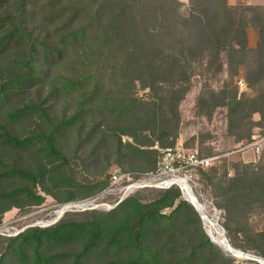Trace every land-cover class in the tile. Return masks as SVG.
<instances>
[{
    "label": "trees",
    "instance_id": "1",
    "mask_svg": "<svg viewBox=\"0 0 264 264\" xmlns=\"http://www.w3.org/2000/svg\"><path fill=\"white\" fill-rule=\"evenodd\" d=\"M183 9L179 0H0V216L12 207L43 204L37 188L57 199L62 194L61 202L75 200L73 190L88 197L110 188L106 180L78 183L69 177L67 138L76 152L92 143L96 152L112 142L158 166L160 155L149 156L154 151L148 148L157 142L150 137L156 127L178 125V105L189 90L194 64L218 61L222 54L230 64H245L254 53L264 78L263 8L190 0ZM249 21L260 30L254 50L248 48ZM138 82L161 89L162 96L134 97ZM63 99L67 105L75 101L72 113L59 111ZM247 103L252 104L249 116H263V93L233 97L226 105L236 114ZM18 125L35 129L19 136L13 129ZM123 136L135 144H123ZM15 151L27 155L33 168L7 163ZM217 162L200 172L228 219L256 204L264 209V165H233V175L224 166L219 177ZM169 208L173 211L166 215ZM184 209L198 219L178 187L149 202L131 194L100 217L27 229L7 251L23 264H86L102 256L107 264H165L153 251V240L158 228L171 226ZM62 247L77 249L52 251ZM214 247L204 235L178 264H213L204 253Z\"/></svg>",
    "mask_w": 264,
    "mask_h": 264
},
{
    "label": "rangeland",
    "instance_id": "2",
    "mask_svg": "<svg viewBox=\"0 0 264 264\" xmlns=\"http://www.w3.org/2000/svg\"><path fill=\"white\" fill-rule=\"evenodd\" d=\"M179 1L184 4V12L189 9L190 0ZM232 1L233 4H230V1L227 0L228 5L242 7L254 5L264 9V0H250L252 4L248 3L249 0ZM247 40L248 48L251 50L257 48L260 40L259 28L253 26L250 21ZM256 60V55L251 53L246 58L245 64H230L227 56L222 54L218 61L204 60L194 64V71L188 83L189 90L178 105L180 115L178 125L172 128L156 127L150 137L157 141L154 146L148 148L154 151L149 155L152 160L155 157L158 158L161 151L166 148L180 147L198 151L205 156L220 155L221 160L216 164L219 168V177L224 173V166H227L229 173L233 175V165L241 166L243 163L264 165V110L263 116L260 113H252L249 116L251 103H247L245 111L236 114L232 113V105H226L233 97L253 99L261 93L264 94V78H261ZM162 93L161 89L154 91V89L146 88L142 82H138L132 91L134 97L145 100L161 97ZM67 103L68 105L64 99L60 101L58 105L60 112L66 108L69 113L73 112L75 101L69 100ZM260 107L264 109V104H261ZM243 117L246 118L243 120ZM99 120H102L105 125L107 124L106 118H99ZM13 129L17 135L22 136L27 132H33L35 127L18 125ZM252 135L254 137L251 139ZM67 139L69 140L67 141V153L71 162L67 173L74 181L87 183L100 179L106 180L110 184L116 173L121 176L129 175L132 178L131 183L142 180L147 185L132 192L133 196L139 197L144 202L153 201L160 196L162 190H165L155 186L160 182L155 179L156 172L160 167L159 162L156 167L149 165L147 158L135 151L131 152L127 148L120 150L112 142L98 147L96 152H94L95 143L76 152L72 138ZM142 141L145 139L143 138ZM171 142L174 143L169 144ZM128 143L135 144L134 139L123 136V144L127 145ZM257 146L260 147V151H257ZM25 156H21L19 151L12 152L7 163L19 164L18 166L22 168L32 169L34 164L30 162L27 155ZM161 179L165 180L168 177L165 176ZM15 184L20 186L22 183L15 182ZM190 185L196 197L206 206L207 217L210 220L215 219L219 223L233 249L244 255H250L252 260L237 258L233 252L216 244L207 233L210 228L209 224L203 220L200 212L187 200L184 191L180 188L183 199L194 207L198 219L189 209H184L179 216L172 220L171 226L158 228V237L153 240V251L159 253L161 260L165 264H178L180 260L189 255L191 247L202 241L205 235L215 245L214 248L206 249L204 253V257H209L213 264H264V209L259 208L256 204L251 210L237 211L230 220L226 211L214 199L212 188L208 186L201 172H197L193 176ZM36 192L45 198L43 204L23 208L12 207L0 216V259L2 256L4 257L3 264L24 263L12 250L7 251V247L14 244L16 241L13 239L27 229L46 228L62 219L86 221L97 216L100 217L114 209L126 194L124 190L108 188L95 195L85 197V194L80 191L73 190L72 195L76 199L61 202L59 200L65 198L62 194L57 199L46 194L41 188H37ZM18 203L23 204L22 201ZM68 204H78L79 207L68 209L66 207ZM172 211L173 209L169 208L163 212L169 215ZM163 226L164 224H162ZM215 235L213 236L217 238ZM75 249L77 248L62 247L53 248L52 251L54 253L74 252ZM107 259L104 256L96 257L87 260L86 264H107ZM257 259L261 262H258ZM63 261L65 260H57L55 264H65Z\"/></svg>",
    "mask_w": 264,
    "mask_h": 264
},
{
    "label": "built area",
    "instance_id": "3",
    "mask_svg": "<svg viewBox=\"0 0 264 264\" xmlns=\"http://www.w3.org/2000/svg\"><path fill=\"white\" fill-rule=\"evenodd\" d=\"M257 151H260V147H256ZM220 155L216 156H204L200 154L198 151L184 149L180 147L175 148H166L161 151L160 155V167L156 172L155 179L160 181L156 183L155 186L161 189H169L171 187H178L182 191H184V187L188 186L192 189L190 185V180H192L193 176L200 171H207L211 168L219 159ZM167 176L168 179L162 180L161 178ZM171 177V178H170ZM132 178L129 175L121 176L119 173H116L113 176L111 187L109 189H119L120 191L124 190L126 192L123 199L119 201H123L128 196L132 194L133 191L138 190L140 188H144L147 186L144 181L138 180L134 181L135 183H131ZM128 185H125L127 184ZM118 186V187H117ZM188 200V199H187ZM68 209L73 207H79L78 204H68L66 206ZM238 252L240 257L237 258H245L247 260H252L250 255H244L243 253ZM236 252V253H237Z\"/></svg>",
    "mask_w": 264,
    "mask_h": 264
},
{
    "label": "bare ground",
    "instance_id": "4",
    "mask_svg": "<svg viewBox=\"0 0 264 264\" xmlns=\"http://www.w3.org/2000/svg\"><path fill=\"white\" fill-rule=\"evenodd\" d=\"M184 190H185V195H186L188 201L198 210V212H200L203 220H205L209 224L210 228H209V230H207V233H208L209 236H211L214 239L213 241L216 244H218L221 247H223L224 249H226L227 251L233 252V254H237L235 256L240 257L238 255V252L233 249V247L231 246L230 242L225 237V232H224L223 228L220 227L219 223L215 219H211L210 220L207 217V215H206V212H207L206 206L204 204H202V202L196 197V195L194 194L193 190H191V188L188 187V186L184 187ZM214 234L217 235V238L213 236ZM257 261L261 262L258 259H257Z\"/></svg>",
    "mask_w": 264,
    "mask_h": 264
},
{
    "label": "crops",
    "instance_id": "5",
    "mask_svg": "<svg viewBox=\"0 0 264 264\" xmlns=\"http://www.w3.org/2000/svg\"><path fill=\"white\" fill-rule=\"evenodd\" d=\"M230 1V4H233L232 2V0H229ZM249 4H252L251 2H250V0H249V2H248ZM256 5V4H255ZM257 5H260V4H257Z\"/></svg>",
    "mask_w": 264,
    "mask_h": 264
}]
</instances>
